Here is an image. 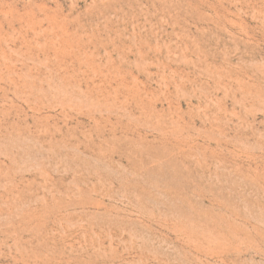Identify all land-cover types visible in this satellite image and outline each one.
Here are the masks:
<instances>
[{
	"label": "rangeland",
	"instance_id": "1",
	"mask_svg": "<svg viewBox=\"0 0 264 264\" xmlns=\"http://www.w3.org/2000/svg\"><path fill=\"white\" fill-rule=\"evenodd\" d=\"M0 264H264V0H0Z\"/></svg>",
	"mask_w": 264,
	"mask_h": 264
}]
</instances>
